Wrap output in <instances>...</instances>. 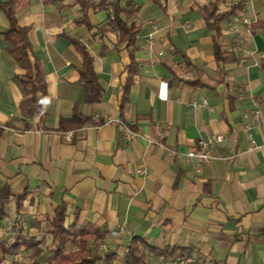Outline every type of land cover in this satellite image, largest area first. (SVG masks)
<instances>
[{"label":"crops","instance_id":"0c3cea01","mask_svg":"<svg viewBox=\"0 0 264 264\" xmlns=\"http://www.w3.org/2000/svg\"><path fill=\"white\" fill-rule=\"evenodd\" d=\"M15 1L33 59L43 62L48 101L43 123L23 113L15 77L26 71L5 49L10 22L0 10V196L8 186L9 228L40 239L46 256L52 239L45 245L43 239L56 208L66 203L69 224L77 219L98 233L92 248L116 253V264H126L134 237L157 249H187L191 264H264V27L253 26L264 20V0H218L220 12L239 1L243 8L215 38L201 13L212 0H123L128 23L142 28L130 47L107 28L111 6L89 11L90 29L78 23L80 7L71 0ZM70 37L95 58L105 90L100 102L85 100L83 57ZM215 39L235 61H216ZM76 110L93 123L59 130ZM118 120L139 133L131 145L124 126L112 122ZM215 134L225 139L214 158L187 160L197 141ZM250 135L259 148H252ZM23 194L18 209L16 195ZM148 258L176 261L152 251Z\"/></svg>","mask_w":264,"mask_h":264},{"label":"trees","instance_id":"16d2710c","mask_svg":"<svg viewBox=\"0 0 264 264\" xmlns=\"http://www.w3.org/2000/svg\"><path fill=\"white\" fill-rule=\"evenodd\" d=\"M54 4H61L67 0H46ZM73 5L80 7L81 16L78 23L85 24L90 29L94 26L89 19L91 9H106L112 7L113 17L108 24V29H116L120 34V41L126 42L127 46L136 44L138 35L141 32V26L136 22L128 23L127 8L122 5L123 0H71ZM15 0L1 1L0 10L3 11L10 22V27L3 33L6 43L5 49L8 50L16 59L18 64L25 69L24 75H17L15 81L20 85L24 92L22 102V111L26 116L39 117L43 123L47 116L46 103L48 101L47 84L45 81V71L43 62L37 58L33 59V45L29 38V29L21 26L18 20ZM243 8V2L239 1L233 4L224 12L219 11L218 0L209 1L201 7V13L206 21L208 28L214 32L215 36L222 33V23L230 17L236 15ZM127 17V18H124ZM255 28L264 27V20L253 24ZM70 40L77 45L83 57V66L80 69L81 81L86 88L85 100L89 103L100 102L105 90L101 85L95 68V58L79 40L71 38ZM215 58L217 62L235 61V55L230 51H225L216 39L214 42ZM264 68V59L262 60ZM135 62L132 61L129 66L128 80L124 86L121 110L122 121L124 118V107L129 99V93L133 83L135 72ZM87 123H93L90 117L82 115L75 111L70 118H62L59 130H70ZM12 195L10 188L4 186L0 196V222L7 218V206L10 203L9 197ZM23 195H16L18 209H21L24 201ZM21 230V229H20ZM49 233L52 237L51 251L53 258L47 264H116V253H107L102 255L95 251L91 243L97 239L99 234L91 232L85 225H81L77 219L71 224L68 222L67 204L63 203L55 210V216L51 219ZM73 244L75 249H69L68 245ZM22 248L31 249L32 256L38 258L44 252L40 242L36 238L28 237L22 230L10 242L6 238L0 237V264H19L12 260L7 262V256L18 253ZM148 251L161 256L165 259L171 258L180 262L187 261L190 253L187 249L181 247L166 246L162 249L151 247L144 239L134 237L127 247L126 264H151L148 258ZM185 264H191L186 262Z\"/></svg>","mask_w":264,"mask_h":264},{"label":"built area","instance_id":"2783aa9c","mask_svg":"<svg viewBox=\"0 0 264 264\" xmlns=\"http://www.w3.org/2000/svg\"><path fill=\"white\" fill-rule=\"evenodd\" d=\"M238 24H239L238 19H235L233 21L234 28H237ZM205 103H206V100H205ZM112 122L117 124V125H119V124L123 125L122 122L119 120H118V122H116V121H112ZM254 122H255V125H258V126H261L263 124L261 116H260L257 108H255ZM123 126H124V129H123L124 138H125L127 144L131 145V143L139 136V133L136 132L135 130L131 129L130 127H127L125 125H123ZM248 129L250 130V127H248ZM224 139H225V135H223V134H215L210 138L200 139L199 141H197L195 148L190 149L187 152V154H186L187 160L190 162L191 161H197L199 163L203 162V161L211 160L212 158H214V156H213L214 148L219 143L224 141ZM250 140L252 142V145H253L252 148L253 149L259 148L258 146H256L254 144L255 140H254L252 135H250ZM186 262H189V261L188 260L183 261L182 263L185 264ZM173 264H178V263H177V261H173Z\"/></svg>","mask_w":264,"mask_h":264},{"label":"rangeland","instance_id":"374dc122","mask_svg":"<svg viewBox=\"0 0 264 264\" xmlns=\"http://www.w3.org/2000/svg\"><path fill=\"white\" fill-rule=\"evenodd\" d=\"M9 222H12V220L6 219L5 221H3L2 224H0V237L6 238L10 242H13V239L15 238L16 233L13 232L14 229L12 231V229L9 228V227H11ZM47 238L50 239L49 241H51V239H52L51 235H49L48 237L45 236L43 239L44 245L46 244V242H48ZM38 241L40 242V239H38ZM96 245L93 248L95 250H96ZM68 248L73 250V249H75V246L73 244H70V246L68 245ZM96 251H99L98 248ZM104 253H105V251H104ZM45 255L46 256L42 257V255H41L38 258H36V257L32 256V250L31 249L22 248L18 253L8 255L6 261L10 262V261L14 260V261L18 262L19 264H47L49 262V259L53 258L54 253L51 251V252L46 253ZM102 255H105V254H102ZM177 262L179 263L180 261H177ZM118 264H123V263H122V261H120Z\"/></svg>","mask_w":264,"mask_h":264}]
</instances>
